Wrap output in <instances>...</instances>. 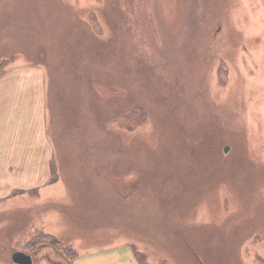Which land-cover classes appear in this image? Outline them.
Instances as JSON below:
<instances>
[{
  "label": "rangeland",
  "instance_id": "1",
  "mask_svg": "<svg viewBox=\"0 0 264 264\" xmlns=\"http://www.w3.org/2000/svg\"><path fill=\"white\" fill-rule=\"evenodd\" d=\"M0 58L46 71L64 189L42 211L69 250L17 195L2 264L118 242L146 264H264V0H0Z\"/></svg>",
  "mask_w": 264,
  "mask_h": 264
},
{
  "label": "crops",
  "instance_id": "2",
  "mask_svg": "<svg viewBox=\"0 0 264 264\" xmlns=\"http://www.w3.org/2000/svg\"><path fill=\"white\" fill-rule=\"evenodd\" d=\"M19 65L0 72V201L17 195L30 196L40 214L34 233L56 235L48 227L52 212L42 211L46 204L56 202V190L64 189L50 127L46 71L41 64ZM60 193L59 197L65 195L64 191ZM62 249L69 252L66 247ZM15 250L30 254L32 264L35 263L37 256L33 252L15 248L10 253ZM75 252L71 264H141L129 242ZM11 261L19 264L12 258Z\"/></svg>",
  "mask_w": 264,
  "mask_h": 264
},
{
  "label": "trees",
  "instance_id": "3",
  "mask_svg": "<svg viewBox=\"0 0 264 264\" xmlns=\"http://www.w3.org/2000/svg\"><path fill=\"white\" fill-rule=\"evenodd\" d=\"M3 60L4 59H2V58H0V65H2V63H3ZM5 62V61H4ZM134 107H136L135 109L133 108V109H131L127 114H126V118H128L129 119V117L127 116V115H131L133 112H135V110H139V106L138 105H135ZM140 110H142V108H140ZM137 112V111H136ZM42 234V233H41ZM45 234V233H44ZM49 238H50V240H51V242L52 243H54V244H56V246H60V242L58 241V240H56L53 236H51V235H49V234H46ZM135 253H136V256H137V258L139 259V261H140V263L141 264H146L145 263V256H144V254L141 252V251H139V250H135Z\"/></svg>",
  "mask_w": 264,
  "mask_h": 264
},
{
  "label": "water",
  "instance_id": "4",
  "mask_svg": "<svg viewBox=\"0 0 264 264\" xmlns=\"http://www.w3.org/2000/svg\"><path fill=\"white\" fill-rule=\"evenodd\" d=\"M228 148L229 146H226L225 150L227 151ZM12 260L19 264H32L31 255L21 250H15L12 252Z\"/></svg>",
  "mask_w": 264,
  "mask_h": 264
}]
</instances>
